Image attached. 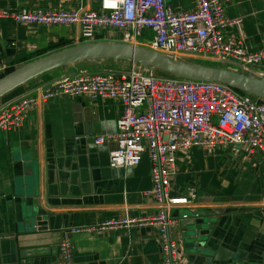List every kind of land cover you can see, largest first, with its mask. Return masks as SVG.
I'll return each instance as SVG.
<instances>
[{
	"label": "crops",
	"instance_id": "crops-1",
	"mask_svg": "<svg viewBox=\"0 0 264 264\" xmlns=\"http://www.w3.org/2000/svg\"><path fill=\"white\" fill-rule=\"evenodd\" d=\"M224 1L226 15L241 20L240 27L230 25L227 36L243 40L250 53L263 52L264 0ZM166 2L179 13L197 9L196 0ZM22 7L101 11L102 0H0L1 9ZM153 37L152 30H143L146 40L140 46L147 48ZM94 42L126 41L124 32L106 31ZM81 44L78 25L48 27L0 19V67L18 69ZM113 61H85L55 70L9 94L3 104L82 72L126 73L132 68V62ZM245 75L264 79V62ZM124 110L116 100L58 97L41 102L21 128L0 131V264H61L60 243L65 238L73 244L74 264H164L157 226L73 232L158 214L148 195L152 189L148 155L138 167L111 168L116 140L94 142L118 133ZM191 187L198 193L197 201L173 214L199 215L197 220H204L207 229L195 243L186 221L171 228L181 264H264V159L251 154L247 145L193 149L172 181V194L184 195ZM28 216L40 219L45 230L36 232L27 223Z\"/></svg>",
	"mask_w": 264,
	"mask_h": 264
},
{
	"label": "built area",
	"instance_id": "built-area-1",
	"mask_svg": "<svg viewBox=\"0 0 264 264\" xmlns=\"http://www.w3.org/2000/svg\"><path fill=\"white\" fill-rule=\"evenodd\" d=\"M196 2V10L181 13L168 6L166 0H102L101 11L0 8V19L48 27L78 25L84 43L94 42L100 33L111 30L124 32L125 41L136 45L143 30H152L154 37L147 45L150 50L175 59L209 58L239 65L245 74L264 62V51L250 53L243 40L227 36L230 25L240 27L241 20L226 15L224 0ZM8 69L0 67V74ZM141 69L132 63L126 73L82 72L38 88L35 94L0 106V131L21 128L41 102L53 98L87 97L93 101L121 102L125 110L118 133L113 137H96L94 142L102 145L116 140L118 147L110 154L111 168L138 167L144 155H148L152 181L148 195L155 200L158 214L144 220L105 222L98 228L73 232L92 229L101 233L135 225L157 226L164 264H181V250L171 237V228L200 217L173 214L198 199L194 187L184 195L172 194V181L180 164L193 149L213 151L218 145H247L251 154L264 159V100L241 95L221 83L159 77ZM60 254L61 264H74L70 239L61 241Z\"/></svg>",
	"mask_w": 264,
	"mask_h": 264
},
{
	"label": "water",
	"instance_id": "water-1",
	"mask_svg": "<svg viewBox=\"0 0 264 264\" xmlns=\"http://www.w3.org/2000/svg\"><path fill=\"white\" fill-rule=\"evenodd\" d=\"M94 60H117L138 63L145 70L154 69L180 79L198 82H216L264 100V79H258L230 70L182 62L145 47L127 42H90L37 59L15 69L0 79V100L16 89L55 70ZM35 216V215H34ZM27 223L36 232L44 231L45 224L28 216ZM184 226L192 227L193 241L207 229L204 220H187ZM200 247H204L201 246Z\"/></svg>",
	"mask_w": 264,
	"mask_h": 264
},
{
	"label": "rangeland",
	"instance_id": "rangeland-1",
	"mask_svg": "<svg viewBox=\"0 0 264 264\" xmlns=\"http://www.w3.org/2000/svg\"><path fill=\"white\" fill-rule=\"evenodd\" d=\"M108 32H113V31H111V30H109ZM144 40H146L145 38L143 39L142 37H140L139 39H138V43L136 44L137 46H140V44L139 43H141V44H144L145 42H144ZM133 45H135V44H133ZM142 47V46H141ZM147 49H149V46H148V48ZM177 60H180V61H182V62H186V63H191V64H197V65H202V66H205V65H212V66H216V67H220V68H228V69H233V70H236V71H238V72H240V73H244V71L242 70V68L239 66V65H223V62L222 63H220V64H216V63H203V62H201V60H199V59H197V60H195V59H191V58H185V57H177L176 58ZM136 66H141L140 64H138V63H136ZM142 67V66H141ZM143 72H148V73H153L154 75H156V70H154V69H149L148 71L147 70H145L144 69V67H142V69H141ZM126 71V70H125ZM128 71V70H127ZM141 71V72H142ZM159 77H162V76H159ZM3 103H6V101H3L2 103H0V104H3Z\"/></svg>",
	"mask_w": 264,
	"mask_h": 264
},
{
	"label": "trees",
	"instance_id": "trees-1",
	"mask_svg": "<svg viewBox=\"0 0 264 264\" xmlns=\"http://www.w3.org/2000/svg\"><path fill=\"white\" fill-rule=\"evenodd\" d=\"M98 39H101V38H98ZM28 61V60H27ZM109 61H111V62H114L113 60H109ZM15 70V68H9L7 71H6V73H4V74H0V79L1 78H3V77H5L7 74H9V73H11L12 71H14ZM46 75V74H45ZM156 75L157 76H162V77H169V78H177V77H175V76H172V75H170V74H167V73H165V72H162V71H158V70H156ZM44 76V75H43ZM42 77V76H41ZM180 79V78H179ZM19 89V88H18ZM18 89H16V90H18ZM15 90V91H16ZM15 91H13L12 93H14ZM238 93H240L241 95H248L247 93H245V92H242V91H239V90H236ZM12 93H10V94H12ZM9 95V94H8ZM8 95L7 96H5L3 99H1L0 100V102H2L4 99H6L7 97H8Z\"/></svg>",
	"mask_w": 264,
	"mask_h": 264
}]
</instances>
